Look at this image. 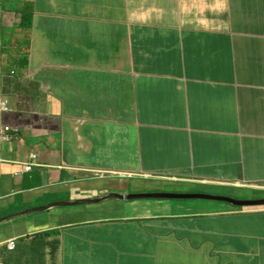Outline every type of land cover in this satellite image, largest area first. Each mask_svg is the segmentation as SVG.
<instances>
[{
    "label": "crops",
    "instance_id": "0c3cea01",
    "mask_svg": "<svg viewBox=\"0 0 264 264\" xmlns=\"http://www.w3.org/2000/svg\"><path fill=\"white\" fill-rule=\"evenodd\" d=\"M0 98V264H264V205H73L264 192V0H0Z\"/></svg>",
    "mask_w": 264,
    "mask_h": 264
},
{
    "label": "water",
    "instance_id": "95a60500",
    "mask_svg": "<svg viewBox=\"0 0 264 264\" xmlns=\"http://www.w3.org/2000/svg\"><path fill=\"white\" fill-rule=\"evenodd\" d=\"M187 198H195V199H202V200H222V201H228L240 206H253V205H264V200H257V201H235L229 198L225 197H210L206 195H199V194H170V193H155V194H130V195H112L108 196L105 199L102 200H95L91 202H85V203H79V204H73V205H82V204H99L102 201H110V200H116V201H135V200H146V199H187ZM63 204H57L54 207H61ZM48 210V209H46ZM36 211V210H32ZM44 211V210H43ZM29 213V212H27ZM26 213V214H27Z\"/></svg>",
    "mask_w": 264,
    "mask_h": 264
},
{
    "label": "rangeland",
    "instance_id": "374dc122",
    "mask_svg": "<svg viewBox=\"0 0 264 264\" xmlns=\"http://www.w3.org/2000/svg\"><path fill=\"white\" fill-rule=\"evenodd\" d=\"M141 194H155V193H141ZM170 194H178V193H170ZM263 197H264V192L256 191V192H253V195H252L253 199H250V200H257ZM146 200H153V199H146ZM154 200H173V199H154ZM179 200L181 201H167V202L170 204L176 205L175 208L177 210H181L182 209L181 207H183L186 209H191L192 212L200 211L205 207V202L201 200H197V199L194 200L191 198L179 199ZM238 200L247 201L246 199H243L242 197H238ZM142 202H145V201H142ZM177 205L179 207H177Z\"/></svg>",
    "mask_w": 264,
    "mask_h": 264
},
{
    "label": "clouds",
    "instance_id": "9594fccd",
    "mask_svg": "<svg viewBox=\"0 0 264 264\" xmlns=\"http://www.w3.org/2000/svg\"><path fill=\"white\" fill-rule=\"evenodd\" d=\"M0 101L1 102H6V105H5V107L9 110L10 108H9V101L7 100V99H5V98H0ZM8 127H10V126H8ZM12 136L13 137H15V139L18 137V134L15 132V131H13V133H12ZM4 144V143H3ZM2 145V144H1ZM33 158H35V159H33ZM32 160L30 161V162H28V163H19L18 165L19 166H21V168H22V174H24L25 172H24V170H23V165L24 164H33V167H32V169H31V171L29 172V171H27V172H29V173H31L32 171H33V169L35 168V167H38V165L36 164V160H37V156H33L32 158H31ZM1 160V159H0ZM98 173H100V172H98ZM98 173H97V176H98ZM154 177H156V176H154ZM156 178H158V177H156ZM159 178H161V179H167L168 177L165 175V174H163V175H159ZM230 185H232V183L230 184ZM233 185H235V186H239L238 184H233ZM248 186H253V185H248ZM240 187V186H239ZM183 194H187V193H183ZM124 195V194H123ZM127 195H130V194H127ZM119 196H122V194L121 195H119ZM216 197H223V196H216ZM225 198H230V197H225ZM257 200H262V199H257ZM257 200H247V201H257ZM129 202H131V201H129ZM99 204H101V203H99ZM56 208H58V207H56ZM10 243H13V242H10ZM15 244V243H14ZM9 248H10V246H9ZM15 248V247H14ZM13 248V249H14ZM11 249V248H10Z\"/></svg>",
    "mask_w": 264,
    "mask_h": 264
},
{
    "label": "built area",
    "instance_id": "2783aa9c",
    "mask_svg": "<svg viewBox=\"0 0 264 264\" xmlns=\"http://www.w3.org/2000/svg\"><path fill=\"white\" fill-rule=\"evenodd\" d=\"M2 105L5 107L6 102H2ZM5 132H9V128H4V129L0 130V135H2ZM7 140H8V138H1L0 137V145L5 143ZM33 159H35V158H33ZM32 167H33V164H31V165L30 164H24L23 165V170H24V172H26V171L30 172ZM9 246L13 247L14 243H11ZM11 249H13V248H11Z\"/></svg>",
    "mask_w": 264,
    "mask_h": 264
},
{
    "label": "bare ground",
    "instance_id": "6f19581e",
    "mask_svg": "<svg viewBox=\"0 0 264 264\" xmlns=\"http://www.w3.org/2000/svg\"><path fill=\"white\" fill-rule=\"evenodd\" d=\"M0 110H1V111H4V112H8V111H9L6 107H4V106L2 105V102L0 103ZM0 137H1V138H8V140L6 141V142H8V141L11 140L12 135L10 134V132H5V133H3L2 135H0ZM25 174H29V172L26 171ZM191 199H194V198H191ZM173 200H179V199H173ZM10 244H11V243H9V245H10ZM14 247H15V244H14L13 247L10 246V248H14Z\"/></svg>",
    "mask_w": 264,
    "mask_h": 264
}]
</instances>
